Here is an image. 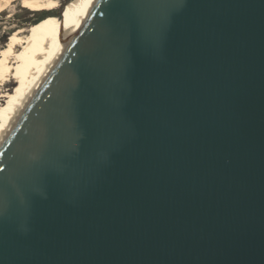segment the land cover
<instances>
[{
  "label": "water",
  "instance_id": "water-1",
  "mask_svg": "<svg viewBox=\"0 0 264 264\" xmlns=\"http://www.w3.org/2000/svg\"><path fill=\"white\" fill-rule=\"evenodd\" d=\"M0 264H264V0H94L0 144Z\"/></svg>",
  "mask_w": 264,
  "mask_h": 264
},
{
  "label": "bare ground",
  "instance_id": "bare-ground-1",
  "mask_svg": "<svg viewBox=\"0 0 264 264\" xmlns=\"http://www.w3.org/2000/svg\"><path fill=\"white\" fill-rule=\"evenodd\" d=\"M12 1L16 0H0V12L7 9ZM17 1L34 10L44 11H52L59 5L58 0ZM93 4L94 0H71L60 16L52 15L37 31L29 26L11 32L7 45L0 49V144L25 103L46 77L71 31L80 24ZM16 79L19 86L12 93L9 84Z\"/></svg>",
  "mask_w": 264,
  "mask_h": 264
},
{
  "label": "rangeland",
  "instance_id": "rangeland-1",
  "mask_svg": "<svg viewBox=\"0 0 264 264\" xmlns=\"http://www.w3.org/2000/svg\"><path fill=\"white\" fill-rule=\"evenodd\" d=\"M70 1L58 0V7L52 11L34 10L19 3L17 0L12 1V5L10 4L7 9L0 12V49L7 45L10 34L14 29H27L29 26H33L35 31H37V28L44 25L52 15L60 16ZM18 86L19 80L17 79L9 84L12 93L17 90Z\"/></svg>",
  "mask_w": 264,
  "mask_h": 264
}]
</instances>
